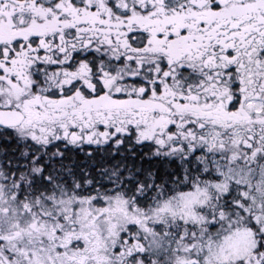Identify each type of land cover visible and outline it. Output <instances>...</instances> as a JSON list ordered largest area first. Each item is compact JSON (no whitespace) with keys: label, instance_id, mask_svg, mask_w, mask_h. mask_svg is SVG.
Here are the masks:
<instances>
[{"label":"snow or ice","instance_id":"1","mask_svg":"<svg viewBox=\"0 0 264 264\" xmlns=\"http://www.w3.org/2000/svg\"><path fill=\"white\" fill-rule=\"evenodd\" d=\"M0 264H264V0H0Z\"/></svg>","mask_w":264,"mask_h":264}]
</instances>
